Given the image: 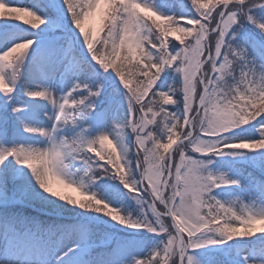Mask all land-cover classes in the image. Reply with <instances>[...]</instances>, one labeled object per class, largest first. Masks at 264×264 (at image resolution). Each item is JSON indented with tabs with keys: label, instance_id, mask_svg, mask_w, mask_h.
Wrapping results in <instances>:
<instances>
[{
	"label": "snow or ice",
	"instance_id": "obj_1",
	"mask_svg": "<svg viewBox=\"0 0 264 264\" xmlns=\"http://www.w3.org/2000/svg\"><path fill=\"white\" fill-rule=\"evenodd\" d=\"M0 21V264H264V0Z\"/></svg>",
	"mask_w": 264,
	"mask_h": 264
},
{
	"label": "rangeland",
	"instance_id": "obj_2",
	"mask_svg": "<svg viewBox=\"0 0 264 264\" xmlns=\"http://www.w3.org/2000/svg\"><path fill=\"white\" fill-rule=\"evenodd\" d=\"M26 2H27V0H26ZM63 192H64V194H66V195H74V196H76V197H79V196H78V193H76V192H74V191H72V190H70V189L63 190Z\"/></svg>",
	"mask_w": 264,
	"mask_h": 264
},
{
	"label": "trees",
	"instance_id": "obj_3",
	"mask_svg": "<svg viewBox=\"0 0 264 264\" xmlns=\"http://www.w3.org/2000/svg\"><path fill=\"white\" fill-rule=\"evenodd\" d=\"M19 3H25L26 0H18ZM23 19H27V20H31V17H24ZM3 21H0V23H2Z\"/></svg>",
	"mask_w": 264,
	"mask_h": 264
}]
</instances>
